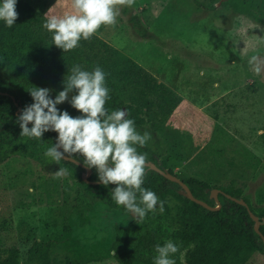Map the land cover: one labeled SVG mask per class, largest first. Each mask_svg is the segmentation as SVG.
<instances>
[{
	"label": "rangeland",
	"instance_id": "rangeland-1",
	"mask_svg": "<svg viewBox=\"0 0 264 264\" xmlns=\"http://www.w3.org/2000/svg\"><path fill=\"white\" fill-rule=\"evenodd\" d=\"M215 5L214 11L194 0L117 5L115 23L95 33L109 44L113 60L107 65L97 60L87 70L105 71L110 90L105 108H126L136 129L151 133L140 148L155 152L179 180L196 175L194 159L216 141L220 123L260 162L228 144L232 152L222 166L210 167L207 178L213 186L240 189L257 209L264 206V73L250 71L248 60L264 59V25ZM15 10L36 17L45 30V19L70 10V0H17ZM134 95L145 104L133 105ZM58 108L80 114L66 102ZM59 168L20 155L0 164V245L18 248L22 264H39L29 259L35 240L54 242L52 264L90 256L84 264H153L155 245L172 240L177 203L149 212L138 224L122 206L111 208L91 196L86 204L78 200L76 180L66 169L57 175ZM181 254L176 264H186ZM247 264H264V253Z\"/></svg>",
	"mask_w": 264,
	"mask_h": 264
},
{
	"label": "trees",
	"instance_id": "trees-1",
	"mask_svg": "<svg viewBox=\"0 0 264 264\" xmlns=\"http://www.w3.org/2000/svg\"><path fill=\"white\" fill-rule=\"evenodd\" d=\"M194 1L211 11L220 2L235 13L248 16L264 25V0H210L208 3ZM34 21L38 23L37 27ZM97 60L107 65L113 60V51L106 41L95 34L88 40H81L77 48L63 52L52 44L51 34L41 30V23L32 15L18 14L15 24L10 28L0 22V164L20 155L34 158L42 165H58L76 180L78 200L86 204L91 196L102 200L111 208H119L111 199L115 185L104 187L98 181L94 169H90L91 174L84 180L83 176L88 173V168L82 161H78L82 165L71 160H61L57 164L44 156L45 150L56 142L57 133L46 132L43 140H33L20 136L21 129L17 123L22 109L32 103L27 89L34 86L47 87L58 94L64 88V79L66 81L70 74L68 69L79 64L87 70ZM74 94L75 90L69 96ZM138 97L134 95L132 98L133 105H144L145 101ZM66 103L69 105L67 101ZM127 108L129 109V105ZM70 115L75 117L72 113ZM215 119L218 120V115H215ZM222 132H225L224 138ZM214 139L216 141L211 142L194 159L198 166L196 175L182 179L194 197L206 202L211 208L182 194L180 191L183 187L179 182L145 165L142 186L159 197L163 208L170 207V201L177 203L175 231L171 235L172 241L180 246V252L174 256L177 263L181 260V253L186 264H247L255 253H264V206L256 209L247 197L242 196L240 189L213 186L207 178L210 167L222 166L225 155L232 151L238 152L240 147L250 159L257 162L260 159L249 148L239 144L218 122L215 124ZM228 144L234 146L232 151ZM137 151L145 156V162L154 163L165 170L155 152L139 146ZM73 159L76 160L75 157ZM214 189L221 190L218 193L219 203L212 196ZM227 195L244 200L247 206ZM250 211L261 223L260 232L256 231V221L251 217ZM53 245V241L35 240L29 248V259L38 260L39 264H52ZM93 258H67L66 264H84ZM0 264H22L19 249L0 245Z\"/></svg>",
	"mask_w": 264,
	"mask_h": 264
},
{
	"label": "clouds",
	"instance_id": "clouds-1",
	"mask_svg": "<svg viewBox=\"0 0 264 264\" xmlns=\"http://www.w3.org/2000/svg\"><path fill=\"white\" fill-rule=\"evenodd\" d=\"M16 4L17 0H0V22L6 27L16 22ZM132 4L133 0H70V10L49 15L42 27L51 34L52 44L68 52L77 48L81 40L90 39L102 25L114 24L119 15L117 5ZM248 64L255 75L264 73V59L253 55ZM68 72L63 90L54 98L47 87L27 89L32 103L17 117L20 136L40 141L46 132L57 133L56 142L45 150L44 156L57 164L75 157L87 168L94 169L104 187L115 185L111 199L139 224L157 206L163 208L159 197L142 186L145 156L137 147L145 146L151 133L141 134L135 121L126 118V109L109 112L105 108L110 90L101 67L89 71L74 64ZM73 90L75 94L69 96ZM66 101L79 111L78 116L58 108ZM62 173L66 174V170L59 168L56 172ZM178 252L180 246L172 240L157 244L153 264H176L173 257Z\"/></svg>",
	"mask_w": 264,
	"mask_h": 264
},
{
	"label": "water",
	"instance_id": "water-1",
	"mask_svg": "<svg viewBox=\"0 0 264 264\" xmlns=\"http://www.w3.org/2000/svg\"><path fill=\"white\" fill-rule=\"evenodd\" d=\"M124 109H126V108H124ZM19 111H21V110H19ZM126 113H127V111H126ZM67 160H71V161H73V162H76V163H78V164H81V163H79L78 161H76V160L73 159V158H69V159H67ZM81 165H82V164H81ZM145 165L151 167L152 169L157 170L158 172H160L161 174L165 175L166 177H168V178H170V179H172V180H174V181L179 182V183L182 185V187H183V190L180 191L182 194H184L185 196L189 197L191 200H193V201H195V202H197V203H199V204H202L203 206H205V207H207V208H211L206 202L201 201V200L197 199L196 197H194V195L192 194L191 190L188 188V186H187L182 180H179V179L173 177L171 174L167 173L165 170L160 169V168H159L157 165H155L154 163L145 162ZM90 174H91V170L88 168V174H85V175L83 176V179H84V180H87V178L89 177ZM212 192H213L212 196L215 197L216 200H217V202L219 203V201H218V193H220L221 190H219V189H214ZM227 196H228V198H232L233 200L237 201L238 203H241V204L247 206V203H246L244 200L234 198V197H232V196H230V195H227ZM215 209H216V208H215ZM250 215H251V217L256 221V231H257V232H260V231H259V225L261 224L260 221L258 220V218L254 215V213H253L252 211H250Z\"/></svg>",
	"mask_w": 264,
	"mask_h": 264
}]
</instances>
